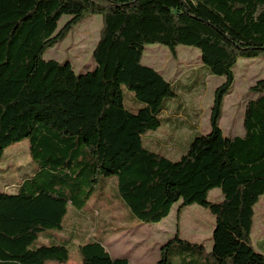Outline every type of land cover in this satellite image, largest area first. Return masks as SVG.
Returning <instances> with one entry per match:
<instances>
[{"label":"trees","instance_id":"1","mask_svg":"<svg viewBox=\"0 0 264 264\" xmlns=\"http://www.w3.org/2000/svg\"><path fill=\"white\" fill-rule=\"evenodd\" d=\"M92 16L103 20L94 69L78 73L70 62L44 59ZM63 17L69 20L59 29ZM150 45L173 58L180 46L195 48L206 76L224 78L211 131L198 133L176 161L145 145L147 133L171 122L178 96L142 63ZM254 58L264 59V0H0V163L9 146L28 138L39 168L16 192L0 191V264L68 263L70 241L40 237L63 230L71 207L106 198L113 177L111 197L143 224L163 222L178 203L215 218L210 249L176 235L155 264H264L252 241L264 197V78L251 88L258 97L247 104L244 136H225L220 127L234 69ZM123 87L141 102L136 113L126 108ZM215 189L218 201L209 198ZM105 233L82 238L83 264H130L109 254Z\"/></svg>","mask_w":264,"mask_h":264},{"label":"rangeland","instance_id":"2","mask_svg":"<svg viewBox=\"0 0 264 264\" xmlns=\"http://www.w3.org/2000/svg\"><path fill=\"white\" fill-rule=\"evenodd\" d=\"M68 20L69 17H63L59 22V29ZM102 26L101 16L83 20L64 41L49 49L44 59L70 62L78 73L94 69L96 64L93 52L99 42ZM177 51L176 58H173L167 47L150 45L146 47L142 60L145 66L154 68L173 83L178 91L167 114L171 117V122L144 137L147 148L165 154L173 161L184 154L186 147L198 133L208 134L211 131L215 90L224 83L222 77L206 76L199 50L180 46ZM234 72L235 84L225 98L220 127L225 136L242 137L245 134L247 104L258 97L252 93L251 88L264 78V59H240ZM123 95L126 108L136 113L142 106L141 102L126 87H123ZM38 169L31 159L28 138L9 146L0 163V191L16 192ZM112 179L114 177L109 179L111 183L106 191V198L99 202V198L93 196L82 211L71 207L63 222L64 229L45 232L40 237V242L50 243L48 233L57 239L70 241L74 252L68 264H83L82 257L76 252L82 238L97 237L104 231H107L103 237L109 254L113 258L129 256L131 264H155L160 259L162 246L176 235L190 242L204 244L207 249L213 246L215 218L207 209L198 205L182 209L178 203L163 222L143 224L132 217L126 206L111 197L116 189V181ZM209 198L212 201L220 200L221 191L213 190ZM252 241L255 247L264 241V197L256 206Z\"/></svg>","mask_w":264,"mask_h":264},{"label":"crops","instance_id":"3","mask_svg":"<svg viewBox=\"0 0 264 264\" xmlns=\"http://www.w3.org/2000/svg\"><path fill=\"white\" fill-rule=\"evenodd\" d=\"M152 68V67H151ZM154 69V68H153ZM160 73V72H159ZM161 74V73H160ZM162 75V74H161ZM163 76V75H162ZM164 77V76H163ZM165 78V77H164ZM166 79V78H165ZM257 250L259 251V252H261V253H264V241L263 242H261V243H259V245H257ZM116 258H128L129 259V262H130V257L129 256H123V257H116ZM69 262H70V260H69ZM68 262V263H69ZM48 263V262H47ZM46 263V264H47ZM68 263H66V264H68ZM83 263V262H82ZM130 264H131V262H130Z\"/></svg>","mask_w":264,"mask_h":264}]
</instances>
